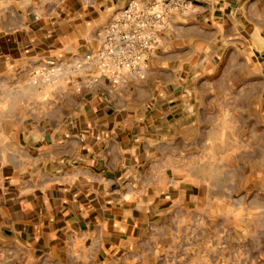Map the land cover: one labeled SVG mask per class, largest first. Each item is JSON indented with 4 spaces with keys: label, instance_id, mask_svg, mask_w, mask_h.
Returning a JSON list of instances; mask_svg holds the SVG:
<instances>
[{
    "label": "crops",
    "instance_id": "obj_1",
    "mask_svg": "<svg viewBox=\"0 0 264 264\" xmlns=\"http://www.w3.org/2000/svg\"><path fill=\"white\" fill-rule=\"evenodd\" d=\"M130 1L0 0V264H264V160L207 163L198 77L208 45L264 59V0L172 16L142 81L29 85L95 53Z\"/></svg>",
    "mask_w": 264,
    "mask_h": 264
},
{
    "label": "rangeland",
    "instance_id": "obj_2",
    "mask_svg": "<svg viewBox=\"0 0 264 264\" xmlns=\"http://www.w3.org/2000/svg\"><path fill=\"white\" fill-rule=\"evenodd\" d=\"M207 58L198 59L199 81L205 83L208 90L206 99L212 103L208 106L209 122L207 123V163L217 161L224 165L234 164L236 159L247 164V148L252 145L256 152L255 163H262L264 153V59L261 56H247L235 52L232 48L223 53L219 44L208 45ZM240 48V47H239ZM234 49V47H233ZM206 50V48H204ZM204 51L200 53L201 55ZM261 57V58H260ZM214 88V90H211ZM212 149V150H211ZM236 149L239 153L236 154ZM235 151V152H234ZM242 153V154H241ZM198 220L192 221V226ZM193 258L199 259V235L189 236ZM207 236V242H211ZM175 258L180 259L182 237L178 238ZM204 255V254H203ZM177 262V261H176Z\"/></svg>",
    "mask_w": 264,
    "mask_h": 264
},
{
    "label": "built area",
    "instance_id": "obj_3",
    "mask_svg": "<svg viewBox=\"0 0 264 264\" xmlns=\"http://www.w3.org/2000/svg\"><path fill=\"white\" fill-rule=\"evenodd\" d=\"M197 4L198 0H131L101 34V45L95 53L40 65L32 71L28 83L42 94L62 81L77 79H85L88 87L100 78L115 85L142 81L158 34L170 30L172 16L190 15Z\"/></svg>",
    "mask_w": 264,
    "mask_h": 264
}]
</instances>
